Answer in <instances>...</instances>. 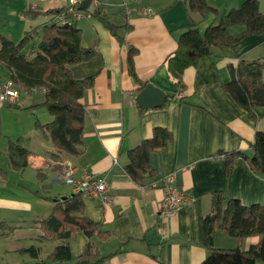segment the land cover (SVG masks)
<instances>
[{
	"label": "crops",
	"instance_id": "0c3cea01",
	"mask_svg": "<svg viewBox=\"0 0 264 264\" xmlns=\"http://www.w3.org/2000/svg\"><path fill=\"white\" fill-rule=\"evenodd\" d=\"M206 1L220 14L238 7L243 0ZM66 3L21 0L18 7L9 11L21 17L14 34L20 37L31 28H41L54 14L49 11ZM95 6L117 25L124 43L92 16L91 10H80L84 14L75 23L80 28L81 43L94 52L89 60L71 67L76 78L93 75L92 85L79 99L86 109L82 152H60L54 158L56 148L43 137L45 154L38 156L31 148L34 133L27 128L24 136L29 141L22 143L30 152L27 167L36 158L37 178L44 188L35 193L29 191L31 196L23 200L0 196V264L33 263L36 260L24 248L37 246L38 258L44 259L62 243L71 250L72 260L68 264H75L89 244L104 257L98 264H200L209 254L203 242L202 220L212 211L215 193L223 196L225 203L238 199L243 205H264V175L253 170L241 154L228 157L230 169L226 166V153L251 155L250 143L255 133L264 132V106L246 109L223 87L232 78L230 64L236 67L243 60L262 59L264 81V33L245 36L229 48H215L213 54L184 69L182 86H178L170 76L167 57L176 49L180 32L191 21L203 30L216 20L215 15L203 18L190 9L188 0H97L92 8ZM29 9L34 11L31 16L24 14ZM259 9L264 11V0H259ZM241 30V26L231 28L232 33ZM0 35L15 41L5 28H0ZM128 45L136 49L132 64L138 79L152 82L166 93L162 106H138L136 95L141 84L129 72ZM0 73V82L7 81L6 67H0ZM43 100L18 98L16 102H22L30 111ZM37 120L46 123L51 115L45 113L43 120ZM157 126L168 129L173 139L149 154L151 174L138 183L125 170L128 151L150 137ZM43 160L44 168L40 166ZM58 160L74 163L76 176L83 169L102 175L114 196L112 203L104 205L96 198L82 195L83 214L99 224L98 230L89 236L75 230L67 239L38 238L42 234L39 223L52 212L53 199L75 194L59 178ZM168 174L174 176L190 199L162 219L159 207L163 178ZM0 179L3 184L1 171ZM258 238L251 236L238 242L216 227L213 246L247 249Z\"/></svg>",
	"mask_w": 264,
	"mask_h": 264
},
{
	"label": "trees",
	"instance_id": "16d2710c",
	"mask_svg": "<svg viewBox=\"0 0 264 264\" xmlns=\"http://www.w3.org/2000/svg\"><path fill=\"white\" fill-rule=\"evenodd\" d=\"M190 9L199 12L203 18L213 14L216 20L201 30L196 22L191 21L180 32L176 49L167 57L170 76L178 86H182L181 76L184 69L196 65L202 57L214 53V49H225L241 38L264 33V11L259 9V0H243L238 7L218 13L206 0H188ZM66 5L52 9V18L41 28L34 27L24 32L18 41H13L0 35V63L9 73V80L16 89H37L44 94L42 104L45 105L51 120L40 123L35 120V126L45 138L49 139L57 152L79 155L82 152L84 122L86 109L79 101L86 88L92 85L93 75L76 78L71 67L89 60L94 52L81 43L80 28L75 19L59 24L54 21L56 13L63 11ZM34 11L25 10L24 14L31 16ZM118 40L124 43L123 37L117 33L115 25L109 16L96 6L90 11ZM232 26H241L242 30L232 33ZM136 49L128 45L129 72L139 82L141 89L148 81L138 79L133 69L132 57ZM263 61H239L235 67L230 64L232 78L223 87L232 95L238 104L246 109L254 106H264V81L262 78ZM22 107L18 102L11 103ZM172 133L157 126L152 135L143 139L138 145L129 149V162L126 172L138 183L151 174L148 163L149 154L172 141ZM251 155L241 152L226 153L227 170L234 154L247 158L250 166L256 172L264 175V132L257 131L250 143ZM8 165L11 168L23 170L28 165L29 150L22 144L20 138L8 140L5 150ZM4 171L1 170L2 177ZM50 200L52 198L45 197ZM52 212L39 223L42 234L39 239H67L75 230L83 231L87 236L98 230L99 224L83 214L81 193H75L65 198L53 199ZM221 228L239 242L244 238L258 236L247 249L239 246L233 248H217L213 246V232ZM203 242L209 254L200 264H255L264 262V205H243L238 199H225L218 193L212 197V211L202 220ZM36 261L30 264H68L72 260L68 244H58L44 259L38 258L39 248L31 245L24 248ZM104 257L94 252L89 244L78 257L75 264H98Z\"/></svg>",
	"mask_w": 264,
	"mask_h": 264
},
{
	"label": "rangeland",
	"instance_id": "374dc122",
	"mask_svg": "<svg viewBox=\"0 0 264 264\" xmlns=\"http://www.w3.org/2000/svg\"><path fill=\"white\" fill-rule=\"evenodd\" d=\"M127 3L131 2V0H125ZM209 2H218L221 3L223 0H208ZM21 0H0V28H5L8 34L14 36V40L18 41L20 37L14 34L16 29H19V24L21 23V17L19 14H9V11H12L13 8L18 7ZM16 5V6H15ZM82 13L76 19H79L83 16ZM75 19V20H76ZM4 30V29H3ZM10 30V31H9ZM0 67L5 69V66L0 63ZM3 77V74L0 73V79ZM6 80H9L7 78ZM5 82V81H4ZM3 83V82H0ZM15 87V86H14ZM18 98L23 100H36V98L42 100L44 99V94L42 91L30 92L28 88H20L18 90ZM10 103V102H9ZM15 103V102H13ZM21 104L22 102L19 101ZM0 103V168L4 171V183L0 184V196L4 198L14 199V200H23L31 196L32 193H35L36 190L42 191L43 185L40 184V180L37 178V168L36 166V158L32 159V162L25 169L18 170L11 168L8 165V158L6 156L5 150L8 145V140H16L20 138V140L26 143L28 140L24 134H27V128L29 131L34 133L32 136V151L36 155L44 156L43 153V143L45 141L42 140L43 133L36 128L35 120L38 118L39 120H43V115L46 113L48 115V111L44 104L40 106L34 107V109H29L27 111V107L22 106L16 107L11 105L5 107ZM26 104L23 101V105ZM28 131V132H29ZM39 139V141H38ZM29 141V140H28ZM51 143V142H50ZM50 150V149H49ZM50 152V151H49ZM33 154V153H32ZM42 164V165H41ZM45 161H41L40 166L44 168ZM56 164L59 165V175L63 170V166L61 165V161H56ZM0 170V171H1Z\"/></svg>",
	"mask_w": 264,
	"mask_h": 264
},
{
	"label": "built area",
	"instance_id": "2783aa9c",
	"mask_svg": "<svg viewBox=\"0 0 264 264\" xmlns=\"http://www.w3.org/2000/svg\"><path fill=\"white\" fill-rule=\"evenodd\" d=\"M82 0H66V8L55 14L54 21L62 24L70 22L72 19L79 17L82 12L77 9ZM97 3V0H93ZM30 92H37L33 88ZM18 89L14 87L10 80L0 83V103L16 102L18 99ZM63 170L59 178L72 187L74 193H81L85 197L96 198L102 204L108 205L113 202L114 196L106 179L102 175H94L83 169L79 176L75 175L76 166L70 160L61 161ZM163 197L159 207L160 217L166 218L172 215L179 208L188 203L190 197L182 188H180L172 174L163 178ZM160 230V227H158Z\"/></svg>",
	"mask_w": 264,
	"mask_h": 264
},
{
	"label": "water",
	"instance_id": "95a60500",
	"mask_svg": "<svg viewBox=\"0 0 264 264\" xmlns=\"http://www.w3.org/2000/svg\"><path fill=\"white\" fill-rule=\"evenodd\" d=\"M93 0H82L77 7L78 10H83L89 12L92 8ZM166 93L154 85L152 82H148L136 95V102L138 106L142 109L160 107L166 101ZM5 107L10 106L9 102H4L2 104ZM2 180L0 179V183Z\"/></svg>",
	"mask_w": 264,
	"mask_h": 264
}]
</instances>
